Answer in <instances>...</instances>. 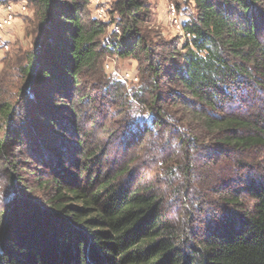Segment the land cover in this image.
I'll return each mask as SVG.
<instances>
[{"label":"trees","instance_id":"obj_1","mask_svg":"<svg viewBox=\"0 0 264 264\" xmlns=\"http://www.w3.org/2000/svg\"><path fill=\"white\" fill-rule=\"evenodd\" d=\"M88 1L0 0L36 9L37 37L19 71L40 124L35 137L53 153L41 157L37 140L22 149L25 128L13 124L14 104L0 88V264H264V161L253 160L264 153V0H185L195 15L180 50L179 41L150 46L145 0H115L121 34L104 47V26L84 21ZM104 52L142 64L137 109L117 81L101 92L109 109H124L119 142L130 149L158 138L157 163L117 162L91 136L95 125L78 122L80 106L92 103L82 84ZM157 164L154 174L148 166Z\"/></svg>","mask_w":264,"mask_h":264},{"label":"rangeland","instance_id":"obj_2","mask_svg":"<svg viewBox=\"0 0 264 264\" xmlns=\"http://www.w3.org/2000/svg\"><path fill=\"white\" fill-rule=\"evenodd\" d=\"M88 2L89 3L86 6V10L84 12V21L88 25H91V22L95 21L104 26L105 33L101 37V41L102 45L107 48L110 46V43L114 42V39L119 37L121 34L120 28L115 24L116 15L112 13L115 0H89ZM145 2L147 6V18L143 23V27L148 34V39L151 41L150 46L152 48H157L166 42L179 41L180 44L177 49L180 50L181 44L184 42V40H186V37L182 31L183 28L180 27V25H184V23L189 20L191 16L195 15L192 5L185 2V0H145ZM10 3L17 6L18 4L24 2ZM172 8H174L175 13ZM36 14V9L32 4H28V7L26 5V12H23V14L17 13V16L15 17L11 27L3 33V39L0 41V44L2 42H5V44H2L4 46L0 48V88L2 89L1 93H3L2 96L5 97V100L14 104L15 117L13 119V124L15 123V125L21 127V129L25 128L24 130L26 133L24 132V135L26 137L21 135L25 142L22 149L27 150V146L31 147L33 142L37 140V143H34V146L36 147H34V149L38 150L37 152L39 155L41 154V157L42 154L44 158L45 156H52L51 160H53V153H46L48 149L44 147L43 137L41 135V137H35V132L40 130V124L32 114L30 104L28 105L26 103V100L30 95L27 93L25 95L22 94L24 91L23 86L25 77L22 76L23 74H21L19 71V68H23L26 65L28 58L27 56L33 50L34 40L37 37ZM113 81L119 82L123 88V91L128 94V102L131 106V108H129L133 111L137 109V105L134 101V98L132 97V94L142 85V64L133 58L120 59L114 54L104 52L96 70L89 72L86 80L82 84V92L87 94L89 99H92V103H90V101H85V103L80 106V109L83 110V114L81 119L78 121L79 124H87V126L90 124L95 125L96 129L94 132H91V136L97 139V142H100L101 145L109 148L111 152L110 158L114 159L116 157L115 160L117 162H129L130 160L136 158V156L138 157L141 155L143 157L140 159L141 161L139 160L140 162H144V164H151L154 162L157 163L159 158L154 156L151 151L154 150L155 145L152 144V142H156L158 138H146L145 141L138 139V141L141 142L139 143L140 146L138 147V145H135L130 149L124 147L123 144L119 142L122 139L121 137H118L120 135L119 132L125 131V129L123 130L125 125V121H123L124 115L123 113V116L120 114V111L124 109L121 108V104L112 106V109H109L106 102L109 104L110 102L104 99L105 97H103V93L101 92V87L104 83ZM102 104L104 107H101ZM136 116L137 115H134V117L130 116L132 117L129 118L131 119V122L137 119L135 118ZM106 126L116 133L115 136L113 134V138L112 136L108 137L107 134H103L101 131H99L103 128H106ZM132 127V125H129L128 128L131 129ZM136 131L137 130H135V132ZM135 132H132L133 136L137 135ZM31 138L34 139L31 141ZM29 140L32 143H30ZM91 140L92 139L90 138L88 139V141ZM27 142H29V145H27ZM156 143L157 145H155V148L158 146H163V144L158 145L159 142ZM14 146L15 149L19 148L17 143ZM8 148H11L10 145ZM62 148L60 147V149ZM73 150V148H68L66 149V152L68 151L67 154H71L72 161H75L76 156L73 155ZM19 151L22 150L19 149ZM168 153H170V150L168 147H166L163 153H160V157H162V159H167ZM10 154L13 155V152H10ZM13 156H16V154ZM180 157L181 159L183 158L185 160V155ZM253 160L258 162L264 161V153L257 152L254 155ZM138 162H134L136 164L135 168H137L140 172L143 170L146 172L145 167L137 165ZM3 167L4 163L0 161V206L6 199V195L4 193L7 189V179L4 177L1 169ZM148 167L152 169L154 174H157L159 171V164ZM202 167L203 168H201V170L204 172V174L211 176L208 174H210L212 169H207V166ZM147 172L149 173L150 170L147 169ZM160 181L164 183L162 179H160ZM192 183L202 186L203 182H201V179H193ZM193 191L194 190L191 189V194ZM212 191L213 190L207 191L204 199L207 198L208 201H206V203L211 202V204L214 205L217 201V196L214 195ZM241 200L246 208L250 209L252 207L253 203L249 198L241 197ZM168 205H171L170 208H172L174 211L172 213L174 214L176 210L179 209L177 202L172 201L169 202Z\"/></svg>","mask_w":264,"mask_h":264},{"label":"built area","instance_id":"obj_3","mask_svg":"<svg viewBox=\"0 0 264 264\" xmlns=\"http://www.w3.org/2000/svg\"><path fill=\"white\" fill-rule=\"evenodd\" d=\"M174 11V8H172ZM23 12H26V4L25 3H20L17 6L11 4V3H1L0 4V41L3 39V33L6 31L8 28L11 27L13 21L15 20V17L17 16V13L23 14ZM175 13V11H174ZM184 25H180V27L183 28ZM181 28V29H182ZM183 31V29H182ZM186 39L189 38V34H185L183 31ZM5 44V42H2L0 44V48H2Z\"/></svg>","mask_w":264,"mask_h":264}]
</instances>
